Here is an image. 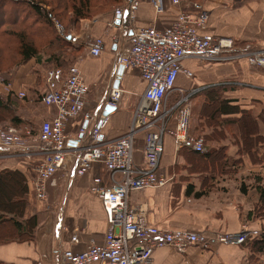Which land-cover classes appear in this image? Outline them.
Wrapping results in <instances>:
<instances>
[{"label":"crops","instance_id":"crops-1","mask_svg":"<svg viewBox=\"0 0 264 264\" xmlns=\"http://www.w3.org/2000/svg\"><path fill=\"white\" fill-rule=\"evenodd\" d=\"M190 2L182 0V6L190 10ZM164 3L165 10L156 14L150 0H138L134 18L129 19L124 6L117 27L109 25L114 16V10L110 9L81 21L77 30L69 31L72 45L80 49L75 63L89 86L86 110L93 111L104 102L117 57L127 47L132 29L147 26L162 29L175 19L178 7L170 0ZM201 4L209 13L207 31L231 38L235 46L231 53L235 56L218 62L184 59L176 89H194L191 102L194 100L198 105L197 122L193 127L197 132L191 129L190 132L202 136L205 152L222 148L224 156L216 162L203 163L204 158H201V163L191 164L189 159L193 154L174 153L168 138L160 167L170 180L161 187L131 192L128 199L130 203L144 206L148 220L160 227L212 234L236 232L245 225L248 239H253L264 233V216L248 217L258 202L256 185L264 187V139L261 140L264 137V65L251 63L245 54L256 51L264 56V0H201ZM96 38L102 39L103 45L100 55L94 57L88 51ZM29 62L12 73L6 91L0 84V93H13L17 99L15 114L20 118L14 125L21 133L27 130L33 134L37 133L41 121L56 115L57 109L46 105L41 98L46 73L52 66L37 64L33 59ZM183 70L191 71L192 76L187 77ZM144 86L136 69L123 71L119 80V87L123 89L120 105L101 127L102 141L113 140L128 131ZM209 86H221L220 98L229 99L228 105L235 109L221 113L215 127L201 112L205 98L201 90ZM19 92L24 96L20 97ZM177 97L178 92L174 91L170 100ZM243 111L256 121L259 138L257 142L254 140L250 151L242 149L238 127L231 120L239 119ZM94 113L96 119L98 113ZM82 119L80 115L67 123L65 129L69 136H76L81 125L90 128L91 122ZM227 120H230L228 127ZM10 124L13 123L8 120L0 121V126ZM213 129L223 130V133L213 135ZM252 151H257L260 163L255 164L251 159ZM41 156L38 143H34L30 154L0 147V264H34L40 259L45 264H58L63 248L81 251L92 239L103 240L107 227L105 214L90 186L95 176L109 182L108 171L101 163H93L84 175L72 179L64 171H58L48 186L46 200L38 201L32 179ZM142 159V135H139L134 146V161L141 164ZM243 172L246 175L242 176ZM242 186L245 191L241 190ZM32 216L36 225L27 232V227L23 230L25 220ZM14 221L22 226L15 227ZM74 233L77 243L70 242ZM261 259L263 254L253 251L248 242L216 243L206 247L188 245L183 252L168 246L159 248L154 251L151 264H256Z\"/></svg>","mask_w":264,"mask_h":264},{"label":"built area","instance_id":"built-area-1","mask_svg":"<svg viewBox=\"0 0 264 264\" xmlns=\"http://www.w3.org/2000/svg\"><path fill=\"white\" fill-rule=\"evenodd\" d=\"M150 2L156 14L165 10L164 0ZM170 2L178 7V11L167 27L132 29L127 47L117 57L112 83L100 107L86 110L89 86L74 63L66 70L52 68L47 71L42 101L46 105H54L57 113L52 119L41 121L36 134L27 130L21 133L15 126H0V147L30 154L34 143H38L42 156L32 179L38 201L46 200L48 186L58 171H64L69 179L84 175L93 163H101L108 171L109 182L95 176L90 186L105 214L107 227L103 240L97 242L92 239L81 251L63 248L58 264H151L153 253L159 248L168 246L183 252L188 245H238L249 238L245 225L236 232L212 234L160 227L148 220L144 206L129 202L131 192L161 187L170 180L160 167L168 138L176 154L182 149L205 152L203 138L190 132V99L194 89H176L182 61L194 58L218 62L235 56L231 53L235 47L231 38L207 31L209 13L201 1L191 0L190 10L182 6V0ZM137 6L138 0H126L129 19L134 18ZM122 13L123 7L116 8L109 25L119 26L117 21ZM51 21L58 33L64 32L60 22L55 18ZM102 45V39L96 38L90 43L88 54L99 56ZM245 56L251 63L264 65V56L260 52ZM119 65L124 70L136 69L145 86L128 131L113 140L102 141L100 130L109 120V114H103L104 106L116 109L123 93L122 88L113 86L114 81L122 76L117 73ZM183 72L187 77L192 76L191 71ZM174 91L178 92V97L170 100ZM18 95L23 97L24 93L19 92ZM94 112L98 113L96 119ZM80 115L83 121L91 122L90 128L81 125L76 136H69L65 129L67 123ZM139 135H142L143 147L141 164L134 161V146ZM77 241V235L72 234L70 242ZM34 264L45 263L40 259ZM256 264H264V260Z\"/></svg>","mask_w":264,"mask_h":264},{"label":"trees","instance_id":"trees-1","mask_svg":"<svg viewBox=\"0 0 264 264\" xmlns=\"http://www.w3.org/2000/svg\"><path fill=\"white\" fill-rule=\"evenodd\" d=\"M50 1V9L45 10L43 14L42 9L35 3V0H28L26 8H22L21 10H17V12H10L11 17L6 14H9L7 9L4 6H1L4 10H2V16L0 17V24H6L10 26H23L21 23H26L33 27L31 29H41L42 33L44 34L43 39L45 40L46 44H48L45 48V52L47 56L44 58L42 54H39L36 48L31 45L29 42L25 41V36H21L22 42L19 45V53L21 55V64L27 62L31 59L35 61L37 64H49L52 67L61 68L66 70L69 66L75 63L76 56L78 55L80 49H77L74 45H72L71 41L66 38L69 32L58 33L55 28V35L54 37L49 36L52 34L50 31L52 28L51 24V16L55 13L59 17H65L67 12H71L72 16L69 18L71 22H75L76 20L88 17L91 18L95 14H91L89 11L91 0H66L63 3V0H49ZM116 0H108L109 5L113 4ZM25 7V6H24ZM44 11V10H43ZM18 14V15H17ZM19 14H21L19 18ZM24 14V15H23ZM17 15V16H16ZM30 15V16H29ZM23 16V17H22ZM29 16L28 21L25 18ZM41 18L43 25L40 24V27L33 26L37 24V21L33 19ZM11 23V24H7ZM16 23V24H14ZM51 26V27H50ZM25 27V26H23ZM28 27V26H27ZM29 28V27H28ZM50 29V30H49ZM48 35L50 38L47 39L45 37ZM47 49L49 52H47ZM222 88L221 86H209L201 90V94L204 95V100L201 103V112L204 114L206 121L209 124H212L214 127L218 124V119L220 118L221 113H230L231 111H235V109L231 108L227 102L229 99L220 98V91L219 89ZM43 97V95H42ZM41 97V98H42ZM209 105H214L215 108L211 110ZM17 108V99L13 95L12 92H7L6 94L0 93V121L8 120L9 122L13 123L10 126L14 125L20 118L15 114V109ZM235 121L236 126L238 127V131L240 134L241 140V147L244 150L250 151V146L255 142L258 141L257 132H256V121L251 119L244 111L239 119H231ZM20 121V120H19ZM228 121L227 125L228 127ZM232 122V121H231ZM2 126H9V125H2ZM255 127V128H254ZM18 128V127H17ZM37 132V131H36ZM213 135L216 133H223V130L216 131L213 129ZM264 137H261V140ZM182 151L190 152L194 155L195 158H204L202 160L203 163H206L207 160L216 162L223 158L224 150L222 148L218 150H208L206 152H199L194 151L191 149H182ZM254 156H251V159L254 161L257 157V151H252ZM261 160V157H260ZM1 175V173H0ZM191 191V188H189ZM241 190L245 191L244 187H241ZM256 190L258 192V202L255 208L248 213V217H260L264 216V187L262 185H256ZM14 225L17 228H20L22 225L20 222L14 221ZM25 227L23 230L28 228L27 232H31L32 228L36 225V219L34 216L29 217L25 220ZM30 236V235H29ZM245 242L251 245V249L255 252H261L263 254L264 260V233H261L259 237L253 239H247Z\"/></svg>","mask_w":264,"mask_h":264},{"label":"rangeland","instance_id":"rangeland-1","mask_svg":"<svg viewBox=\"0 0 264 264\" xmlns=\"http://www.w3.org/2000/svg\"><path fill=\"white\" fill-rule=\"evenodd\" d=\"M29 1H31V0H29ZM198 1H201V0H198ZM64 2H66V0H63V3ZM26 3H28V0H0V17L2 16V10H4L1 6L5 5L6 7L5 6L4 7L9 12V14H6V17L8 15L11 17L12 15H10V12H17V10H21L22 8H25L27 10V8H26L27 4ZM35 3H37V5H39V7L42 9L43 14L45 13V10H49L51 8L49 0H35ZM125 4H126V0H116L112 5L111 4L109 5L108 0H91V5H90L89 11L91 12L92 15L93 14L96 15V14H99L102 12H106L107 10H110V9L115 10L116 8H119V7L122 8L125 6ZM20 16H21V14H19V18H20ZM29 16H27L25 18V20L28 21ZM71 16H72V13L69 11L66 13L65 17H63V16L59 17L55 13H53L51 18H55L58 22H60L64 26L65 32H69L73 28H76V30H77V26L79 25V23L85 19H88V17H85V18L76 20L75 22H71L69 20V18ZM33 19L37 21V24H34L33 26L40 27V24L43 25L42 22H44V21H42L41 18L35 19V16H33ZM7 24H11V23H7ZM14 24H16V23H14ZM21 24H23V26H25V27H23V26H10V25H6L5 23L0 24V84L3 85L5 91H6V87H8V85H10V83H11L10 80L12 77L11 76L12 73L17 68L23 67L24 65H26L30 61L29 60V61L21 64L22 58H21V55L19 53V45L22 42L21 36H25V41L29 42L31 45H33L36 48L37 52L39 54H42V56L44 58L47 56V54L45 52V48L48 44H46V42H44L45 41L43 39L44 34L42 33L41 29H37V28L31 29L33 27H30V25H28L26 23H21ZM51 24H52V21H51ZM52 28H53V30L51 29V31H50L52 34H49V36L54 37V35L56 34L55 30H54V25H52ZM47 36L45 34L46 39H47ZM49 36H48V38H50ZM47 52H49L48 49H47ZM29 63H32V62H29ZM190 104H191V109H192L191 131L196 133L197 131H195V129L193 127H194V124H196V122H197L196 119H197V114H198V107H197L198 105L194 100L191 102V99H190ZM209 107L211 108V110L213 108H215L214 105H209ZM33 134H36V133H33ZM194 136L196 137V136H200V135H194ZM203 142H204V139H203ZM253 162H255V164L260 163V158L256 157ZM189 163L199 164V163H201V159L195 158L192 155L191 159H189ZM227 164H229V163H227ZM244 175H246L245 172L242 173V176H244ZM252 175L255 178L256 174L254 173ZM242 187H244V186H242Z\"/></svg>","mask_w":264,"mask_h":264},{"label":"water","instance_id":"water-1","mask_svg":"<svg viewBox=\"0 0 264 264\" xmlns=\"http://www.w3.org/2000/svg\"><path fill=\"white\" fill-rule=\"evenodd\" d=\"M126 14H127V13H126ZM66 38H67L68 40H70L71 35H67ZM123 71H124L123 66L119 65V66L117 67V73H118L119 75H121V74L123 73ZM113 86H114V87H118V86H119V80H115L114 83H113ZM113 110H115L114 107L109 106V105H105V106H104V109H103V114H110Z\"/></svg>","mask_w":264,"mask_h":264}]
</instances>
